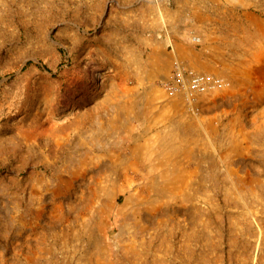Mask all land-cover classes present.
I'll return each mask as SVG.
<instances>
[{
  "label": "rangeland",
  "instance_id": "rangeland-1",
  "mask_svg": "<svg viewBox=\"0 0 264 264\" xmlns=\"http://www.w3.org/2000/svg\"><path fill=\"white\" fill-rule=\"evenodd\" d=\"M87 181L96 244L42 234ZM0 264H264V0H0Z\"/></svg>",
  "mask_w": 264,
  "mask_h": 264
},
{
  "label": "bare ground",
  "instance_id": "bare-ground-1",
  "mask_svg": "<svg viewBox=\"0 0 264 264\" xmlns=\"http://www.w3.org/2000/svg\"><path fill=\"white\" fill-rule=\"evenodd\" d=\"M165 135L161 137L162 144H164L165 139L167 141V135L170 134L168 133L166 138ZM170 139H172V141L174 140L172 136ZM164 145H166V143ZM121 163L120 161V164ZM108 165L106 160H95L90 163V170ZM112 185L113 184L109 186L101 181L82 182L76 186L75 193H72V195L68 197L59 193L62 190V186L56 184L53 190L54 198H56L53 206V213L51 217H48L47 227L43 229L42 234H47L48 232L52 233L55 242L61 244L62 240L64 242L66 236L73 235L74 231H77L89 238L94 246V244H96V234L98 232L97 222L101 218L102 212L109 204V200L112 196Z\"/></svg>",
  "mask_w": 264,
  "mask_h": 264
},
{
  "label": "built area",
  "instance_id": "built-area-1",
  "mask_svg": "<svg viewBox=\"0 0 264 264\" xmlns=\"http://www.w3.org/2000/svg\"><path fill=\"white\" fill-rule=\"evenodd\" d=\"M193 43L199 38L191 37ZM167 94L188 103L190 107L204 97L222 89L224 82L213 73L197 68L182 59H174L168 76L163 82Z\"/></svg>",
  "mask_w": 264,
  "mask_h": 264
}]
</instances>
